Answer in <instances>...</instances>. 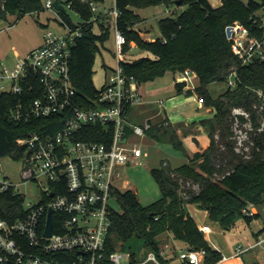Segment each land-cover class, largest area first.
<instances>
[{
    "label": "trees",
    "instance_id": "trees-1",
    "mask_svg": "<svg viewBox=\"0 0 264 264\" xmlns=\"http://www.w3.org/2000/svg\"><path fill=\"white\" fill-rule=\"evenodd\" d=\"M89 2L67 1L71 8L82 11V18L85 19L92 15L91 9H87ZM173 3V0H116L120 11L117 27L127 41L124 51L133 41L136 47L148 53L122 62V66L124 72L133 76L139 85L168 72L175 74L190 69L197 79L195 89L184 90L183 82H176L175 88L177 93L197 94L202 104L213 110L212 117L199 121L207 131L209 145L191 155L186 153L188 161L179 166L172 167L162 160L159 167L152 168L151 173L162 196L149 204H142L132 189L114 188L112 196L119 203V209L111 207L108 249H132L125 245L138 239L142 243L141 248L158 251L159 237L168 234L179 247L204 249L202 264H217L223 258L222 253L206 240L187 205L195 204L206 211L223 230L231 228L240 218L250 223L260 217L259 211L247 214L244 209L250 206L264 208V59L242 63L232 51L231 40L226 35V26L239 21L248 28L250 37L262 39L264 0H247L245 3L241 0H222L217 7L208 0H181L177 4L182 8L181 12L157 21L160 34L153 40L143 38L135 29L141 17L134 9L159 4L168 7ZM41 9V0H0V20L18 11L31 13ZM98 24L102 31L96 33L92 28L85 27L72 50V82L80 96L95 92L92 82L95 54L109 35V26H105L103 21H98ZM232 71L235 72V84H228L223 93L212 97L208 85L228 80ZM30 95L35 97L38 93ZM19 99L16 94H0V158L6 155L14 159L23 157L25 150L16 140L56 119L11 121L9 109ZM236 109L241 112H236ZM57 119L56 126L48 128L52 133L63 124V119ZM150 122L146 135L161 144H170L177 150L185 151L177 127L166 116L162 115L159 119L152 117ZM236 122L250 124L248 141L251 146L247 152L239 151L236 145L233 132ZM96 128L104 130L101 126ZM82 138L100 140L98 136ZM194 184H198V191L193 189ZM0 214L8 221L21 217L24 214L22 197L10 191L1 193ZM262 233L264 225L254 234L255 240ZM132 255L136 254L133 252ZM175 256V251L171 252L168 259H161V264H172ZM252 264L260 263L256 260Z\"/></svg>",
    "mask_w": 264,
    "mask_h": 264
},
{
    "label": "built area",
    "instance_id": "built-area-1",
    "mask_svg": "<svg viewBox=\"0 0 264 264\" xmlns=\"http://www.w3.org/2000/svg\"><path fill=\"white\" fill-rule=\"evenodd\" d=\"M111 1L113 7L98 14L95 13L98 6L90 1L93 16L71 24L61 16L63 12L69 16L63 6L59 10L53 0H45L43 9L54 14L65 32L45 29L39 47L18 57L11 67L0 63V94L20 96L9 109L11 121L56 117L55 121L44 123L16 140L26 153L20 158L21 181L15 184L0 174V194L10 191L21 196L24 210L13 221L0 214V264H161V259H168L175 251L166 240L159 242L158 251L144 247L141 253L121 247L108 249L112 192L117 187L116 179L121 177L119 168L141 165L147 158V151L134 137L146 136L152 118L147 116L139 122L132 118L134 109L147 101L134 77L124 72L122 62L129 61L124 51L127 41L117 27L120 11L116 0ZM98 21H103L105 26L112 24L115 65L105 67L102 82L92 95L80 96L72 82V50L84 28H92ZM228 26L232 51L242 63L264 59V37H250L248 28L241 23ZM234 75V71L229 74V85L235 84ZM194 78L191 70L185 69L176 73L175 81L194 90L197 86ZM35 93H38L35 97L30 95ZM155 102L159 108L164 107V99ZM236 112L241 111L236 109ZM57 116L63 119V124L52 133L48 128L56 126ZM97 126L104 130L98 131ZM95 136L100 140L82 138ZM41 178L45 186L39 198L26 201L18 186L39 183ZM49 211L52 228L51 234L45 235ZM244 212L256 211L250 206ZM199 229L204 234L211 232L208 224ZM263 245L264 235L245 249H237L228 257L223 255L221 260ZM204 255V249L183 248L178 257L180 264H202Z\"/></svg>",
    "mask_w": 264,
    "mask_h": 264
},
{
    "label": "rangeland",
    "instance_id": "rangeland-1",
    "mask_svg": "<svg viewBox=\"0 0 264 264\" xmlns=\"http://www.w3.org/2000/svg\"><path fill=\"white\" fill-rule=\"evenodd\" d=\"M55 1V0H53ZM68 0H58V2L63 6L66 13L63 12L61 16L63 19L73 24L82 19V11L74 8H69ZM216 2V0H211ZM242 2H247V0H241ZM42 5H44L45 0H41ZM89 0H86L88 4ZM93 2V5L98 6L96 14L101 12L104 8L113 7L111 0H105L103 2ZM88 6V5H87ZM88 10L90 9L87 8ZM86 9V10H87ZM182 8L178 7L177 4L173 3L170 6L165 7L163 4L148 6L140 8L138 13L143 15L141 21L135 24V28L141 32L143 38H153L160 34L157 21L161 17L165 16H175L177 13L181 12ZM173 11L175 13H173ZM92 12V11H91ZM93 16V13L91 17ZM239 23V21H234V23ZM108 28V39L100 46L99 51L95 54L92 82L95 87L100 86L103 75L105 73V67H112L115 65V59L113 56V36H112V24L109 23ZM45 29H51L56 33L65 32L64 28H61L55 19L52 12L45 9H41L39 12H28L24 13L21 11L15 14H9L6 18L0 20V63L3 66L11 67L14 65L18 57H24L26 54L39 46L42 40V35ZM92 30L96 33H100L102 28L98 23H94ZM134 45V46H133ZM126 59L132 60L139 55H143L145 52L141 51L135 46L133 41L129 42V48L125 50ZM172 79L170 72L166 73L153 81L144 83L143 87H152L158 85V83L168 82ZM195 79V78H194ZM197 82V79H195ZM228 87V80L215 81L208 85V90L212 97H218L223 93ZM166 101V100H165ZM155 109H159L157 104L154 105ZM160 110V111H159ZM159 113L155 116L156 118L162 117V111L159 109ZM142 116H138V120ZM251 131L250 124L244 123L239 124L238 122L233 124V132L237 141L236 145L238 150L248 151L251 146V142L248 141V135ZM135 141L140 143L142 147L147 151L148 156L143 160L141 165H132L129 167H121L119 171L121 172V177L117 178V186L120 189H132L139 201L146 205L149 204L162 196L161 189L156 182L154 176L151 173L152 168H157L160 166L161 161L165 160L170 163L172 167L179 166L180 164L186 163L188 157L186 153L190 155L194 153L197 143L192 139H187L184 141L185 151L177 150L170 144L159 143L152 137L146 135L145 137H134ZM204 144V143H202ZM243 148V149H242ZM23 162L20 159H14L8 155L0 158V174L7 176L10 181L18 184L21 181V169ZM45 186V180L40 179L39 183L30 182L26 184H21L18 186L19 191L24 194L26 201H36L39 196L41 189ZM193 189L198 191V184H194ZM112 205L119 209V203L113 200ZM253 211H259L260 217L254 219L250 223L246 222L244 219H238L228 230H223L218 222L211 220L206 213L195 204L187 205L189 212L194 217L196 222L203 223L207 222L211 227V232L205 233L204 236L210 245L217 250H219L223 255H230L234 253L237 249H245L250 242L254 241V234L258 233L264 225V208H259L256 206H251ZM201 226V225H200ZM199 226V227H200ZM264 233L260 234L263 236ZM169 241L172 248L175 249L177 254L172 260V264H180L179 250L183 249L179 247L171 236L168 234L159 237L158 241ZM141 241L138 239H133L128 242L125 246L136 249L138 253H141ZM259 261L260 264H264V247L256 246L252 250L246 251L242 256H238L235 260H231L226 264H232L236 262L238 264H252V261ZM152 264V263H150Z\"/></svg>",
    "mask_w": 264,
    "mask_h": 264
},
{
    "label": "crops",
    "instance_id": "crops-1",
    "mask_svg": "<svg viewBox=\"0 0 264 264\" xmlns=\"http://www.w3.org/2000/svg\"><path fill=\"white\" fill-rule=\"evenodd\" d=\"M208 1L214 7H217L221 5L222 3V0H216V2H212L211 0H208ZM139 9L140 8H135L134 11L138 13ZM140 16L143 17V15H140ZM155 37L153 38L149 37L146 39L153 40L155 39ZM41 43H42V40L40 41L39 46L41 45ZM143 55H148V53L145 52ZM143 55H139V57ZM170 74H171L172 79L168 82H164V83L160 82L158 83V85L156 84L152 87L151 86L143 87L144 84L140 85L142 94L147 102L137 107L136 109H134V112H133L134 114L132 118L134 119V121L139 122L147 116L155 117L159 113L160 111L159 109H161L163 116H166L169 119V121L177 127V132L182 138L183 144H184V141L186 142L187 139H192L197 143V146L195 147L194 152L202 151L209 145V138L207 135V131L199 123V121L205 118L212 117L213 110L209 107H205L202 104L200 98L195 93L193 94L177 93L176 88H175L176 73L175 74L170 73ZM184 90H187V88L184 87ZM157 99L166 100L164 107L159 108V109L154 108V105L157 104L155 102ZM157 107H159L158 104H157ZM139 115L142 116L140 120H138ZM197 224L200 226V225H204L208 223L207 222H203V223L197 222ZM258 237H260V235ZM254 241H255V238H254ZM253 242H250V243H253ZM230 255H225V256L228 257ZM235 258H228L227 260H220L217 264H226L227 262L231 260H235ZM232 264H238V263L233 262Z\"/></svg>",
    "mask_w": 264,
    "mask_h": 264
},
{
    "label": "water",
    "instance_id": "water-1",
    "mask_svg": "<svg viewBox=\"0 0 264 264\" xmlns=\"http://www.w3.org/2000/svg\"><path fill=\"white\" fill-rule=\"evenodd\" d=\"M181 0H176L175 4H180ZM53 5L56 9H61L62 10V5L58 2V0L53 1ZM231 34V28L228 26L226 27V35L229 37ZM51 228H52V223H51V212L49 211L48 213V220H47V225L45 229V235H50L51 234Z\"/></svg>",
    "mask_w": 264,
    "mask_h": 264
}]
</instances>
